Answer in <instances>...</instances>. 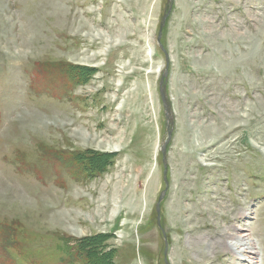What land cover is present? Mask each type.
Segmentation results:
<instances>
[{"label": "rangeland", "instance_id": "rangeland-1", "mask_svg": "<svg viewBox=\"0 0 264 264\" xmlns=\"http://www.w3.org/2000/svg\"><path fill=\"white\" fill-rule=\"evenodd\" d=\"M166 7L0 0V264L262 262L208 244L264 239V0Z\"/></svg>", "mask_w": 264, "mask_h": 264}, {"label": "bare ground", "instance_id": "bare-ground-1", "mask_svg": "<svg viewBox=\"0 0 264 264\" xmlns=\"http://www.w3.org/2000/svg\"><path fill=\"white\" fill-rule=\"evenodd\" d=\"M160 30V29H159ZM26 47V45H23ZM20 48V47H19ZM153 51L149 53L150 56H152ZM19 54L17 58H20L21 60V54L22 51H19ZM252 214V213H251ZM251 217L249 216V213H247V209L237 215V223L240 224V226L234 225L232 228H221L220 229V237L222 238L221 240H215L214 243H209L208 245L210 246V249L214 247H222L224 249V252H230L233 254L232 259L234 260L235 263L241 262L245 259H254L259 257V255H262V262H255L256 264H264V249L262 248V245L264 243V239L258 240L253 238V235H259L261 232L259 229H256L255 226H249L245 220L250 219ZM236 228V229H235ZM216 229H219L216 227ZM236 230V232L234 231ZM238 231V232H237ZM215 233V232H213ZM228 239V240H227ZM209 242V241H208ZM212 250V249H211ZM221 253V252H220ZM218 253V255L220 254ZM225 262V261H223ZM253 263V264H255ZM205 264V263H203ZM227 264V263H224Z\"/></svg>", "mask_w": 264, "mask_h": 264}, {"label": "water", "instance_id": "water-1", "mask_svg": "<svg viewBox=\"0 0 264 264\" xmlns=\"http://www.w3.org/2000/svg\"><path fill=\"white\" fill-rule=\"evenodd\" d=\"M173 2H174V0H167L166 12L162 18L161 25H160V31L158 34V43L160 46H162L161 41H162V37H163L164 28L166 26L167 20L171 14L172 9H173ZM169 66H170V59H169V56L166 54V67H165V70H164V72L160 78V82H159V93H160L161 101L163 104L165 120L167 123V125H166L167 137L164 140V142L162 143V146L160 149L161 154H162V158H163L164 182H165L166 188L162 192V194L158 200L157 206H156L159 227L161 226V224H160L161 203H162L163 199L165 198L167 191L169 189V182H168V178H167V174H168L167 148H168V145L170 144V142L172 140L174 121H175L173 105H172L170 97L168 96V91H167V83H168V78H169Z\"/></svg>", "mask_w": 264, "mask_h": 264}, {"label": "trees", "instance_id": "trees-1", "mask_svg": "<svg viewBox=\"0 0 264 264\" xmlns=\"http://www.w3.org/2000/svg\"><path fill=\"white\" fill-rule=\"evenodd\" d=\"M90 260V259H89Z\"/></svg>", "mask_w": 264, "mask_h": 264}]
</instances>
